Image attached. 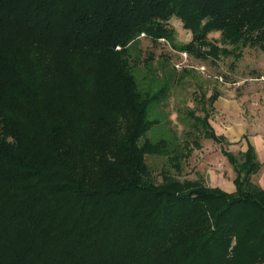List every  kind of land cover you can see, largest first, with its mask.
Segmentation results:
<instances>
[{"label": "trees", "instance_id": "trees-1", "mask_svg": "<svg viewBox=\"0 0 264 264\" xmlns=\"http://www.w3.org/2000/svg\"><path fill=\"white\" fill-rule=\"evenodd\" d=\"M143 40L238 61L264 52V0H0V264H264L252 147L241 162L222 148L232 193L150 178L166 140L146 137L148 113L167 87L140 88Z\"/></svg>", "mask_w": 264, "mask_h": 264}, {"label": "rangeland", "instance_id": "rangeland-1", "mask_svg": "<svg viewBox=\"0 0 264 264\" xmlns=\"http://www.w3.org/2000/svg\"><path fill=\"white\" fill-rule=\"evenodd\" d=\"M170 26L176 32L177 42L190 41L181 21L173 19ZM209 39L220 44L219 33L210 34ZM130 59L142 90L167 87L163 99L153 102L148 113V118L158 123L146 137L152 141L166 140L164 153L146 156L150 178L157 184L170 176L180 182L213 187L217 178L224 175L229 185L224 190H231L234 169L222 148L243 161L245 143L234 138V132L239 125L256 119L259 99L264 96V52L246 47L238 61L232 56L201 60L179 54L167 43L152 46L143 40L131 50ZM214 92L219 93L216 105L209 100ZM206 115L211 128L228 144H219L205 135Z\"/></svg>", "mask_w": 264, "mask_h": 264}, {"label": "crops", "instance_id": "crops-1", "mask_svg": "<svg viewBox=\"0 0 264 264\" xmlns=\"http://www.w3.org/2000/svg\"><path fill=\"white\" fill-rule=\"evenodd\" d=\"M261 72L263 73L262 78H264V69ZM218 98L214 101V103L218 100ZM259 100L261 101V104L257 109L255 121L239 125V128L234 132V138H238L240 142L244 141L245 144L243 146L244 149L242 154L247 152L250 147L254 149L260 166L258 171L252 176V181L264 190V96L260 97ZM230 104L229 108L231 109L233 104ZM233 172L234 176L230 186L231 190H224L225 187H229L224 175L217 178V185L213 187L220 188L228 193L234 192L236 190L234 182L237 177V173L235 169Z\"/></svg>", "mask_w": 264, "mask_h": 264}, {"label": "built area", "instance_id": "built-area-1", "mask_svg": "<svg viewBox=\"0 0 264 264\" xmlns=\"http://www.w3.org/2000/svg\"><path fill=\"white\" fill-rule=\"evenodd\" d=\"M182 54H183V55H186V53H184V52H183ZM185 57H186V56H185Z\"/></svg>", "mask_w": 264, "mask_h": 264}]
</instances>
